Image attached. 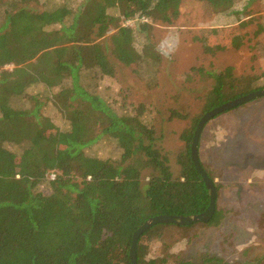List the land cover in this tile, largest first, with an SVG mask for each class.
<instances>
[{
	"label": "trees",
	"instance_id": "trees-1",
	"mask_svg": "<svg viewBox=\"0 0 264 264\" xmlns=\"http://www.w3.org/2000/svg\"><path fill=\"white\" fill-rule=\"evenodd\" d=\"M182 1L83 0L76 8L62 4L39 10V0H0V264H131L133 234L146 221L207 210L210 191L191 159L201 117L180 136L184 146L174 156L175 175L171 152L158 144L156 128L145 121V105L131 111L124 103L116 109L99 91L118 64H138L143 56L134 45L133 29L119 26L111 11H119L124 20L139 16L171 26ZM198 1L218 13L235 5V0ZM149 26L144 23L141 30ZM114 27L117 31L108 38ZM239 30L211 28L198 40L207 54L240 49L246 36ZM232 72V67L216 72L203 114L238 98L230 94L237 89L245 94L264 89L251 90L250 82L236 85ZM40 84L59 90L43 101L27 92ZM47 102L70 123L69 131H59L44 115ZM203 131L199 158L217 190L215 214L208 223L153 226L138 241L137 264H189L170 253L169 233L218 226L224 219L218 202L230 168L222 161V150L208 146L202 152ZM101 139L116 142L121 151L117 160L87 152ZM44 183L48 194L40 190ZM155 243L164 250L151 257ZM263 261L264 255L255 263ZM201 264L232 263L206 255Z\"/></svg>",
	"mask_w": 264,
	"mask_h": 264
},
{
	"label": "rangeland",
	"instance_id": "rangeland-1",
	"mask_svg": "<svg viewBox=\"0 0 264 264\" xmlns=\"http://www.w3.org/2000/svg\"><path fill=\"white\" fill-rule=\"evenodd\" d=\"M82 1L39 0L38 7L46 10L67 4L76 8ZM234 4L231 11L218 13L206 2L183 0L180 15L171 26L148 18L143 21L139 16L124 20L119 11H111L118 17L119 26L133 29L134 45L143 56L138 64H118L113 76L103 78L99 91L116 109L124 103L131 111L145 105V121L156 128L158 144L171 152L175 175L179 167L174 156L184 146L180 136L204 115L205 96L215 84L216 72L232 67L236 85L243 87L250 82L251 90L264 87V0H235ZM144 23L150 26L143 32ZM228 27L245 34L244 45L205 53L198 37L207 29ZM116 31L112 28L108 38ZM58 90L40 84L27 92L47 101L45 97ZM246 92L237 89L230 94L240 98L248 95ZM237 108L216 116L203 129L202 152L208 146L222 150V161L230 168L224 172L218 202L225 214L223 221L212 227L196 225L186 232L174 228L168 235L170 253L189 264H201L206 255L232 264H256L255 260L264 255V97ZM172 111L186 116L172 117ZM43 112L59 131L70 130V123L52 102H47ZM8 147L22 153L18 146ZM87 152L113 160L121 154L116 142L109 139L99 140ZM40 190L50 193L47 183ZM163 250L155 243L151 257L160 256Z\"/></svg>",
	"mask_w": 264,
	"mask_h": 264
},
{
	"label": "water",
	"instance_id": "water-1",
	"mask_svg": "<svg viewBox=\"0 0 264 264\" xmlns=\"http://www.w3.org/2000/svg\"><path fill=\"white\" fill-rule=\"evenodd\" d=\"M264 97V89H260L257 91H254L248 95L242 96L240 98L231 100L229 102H226L218 107H215L211 109L210 111L206 112L199 120L196 130L194 132V136L191 143V159L194 163L195 169L197 172L201 175L205 185L208 187L210 191V203L207 208V210L201 214L194 215V216H170V215H160L153 217L146 221L134 234L132 238V244L130 248V258H131V264H137V245L138 241L141 238V236L146 233L150 228L153 226L159 225V224H176V225H182V226H191L193 224H196L198 222H204L208 223L213 218L215 211H216V199H217V190L215 187V184L213 180L209 177V175L205 172L203 167L200 163L199 158V140L200 135L206 127V124L215 118L216 116L233 110L239 106H242L244 104H247L249 102L255 101L259 98Z\"/></svg>",
	"mask_w": 264,
	"mask_h": 264
},
{
	"label": "built area",
	"instance_id": "built-area-1",
	"mask_svg": "<svg viewBox=\"0 0 264 264\" xmlns=\"http://www.w3.org/2000/svg\"><path fill=\"white\" fill-rule=\"evenodd\" d=\"M143 19V21H147V19H145V18H142Z\"/></svg>",
	"mask_w": 264,
	"mask_h": 264
},
{
	"label": "crops",
	"instance_id": "crops-1",
	"mask_svg": "<svg viewBox=\"0 0 264 264\" xmlns=\"http://www.w3.org/2000/svg\"><path fill=\"white\" fill-rule=\"evenodd\" d=\"M252 103V102H251Z\"/></svg>",
	"mask_w": 264,
	"mask_h": 264
}]
</instances>
